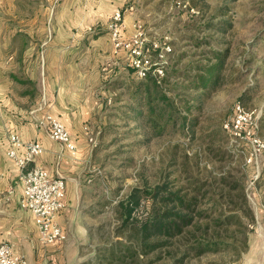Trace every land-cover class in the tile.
Masks as SVG:
<instances>
[{"label": "rangeland", "instance_id": "rangeland-1", "mask_svg": "<svg viewBox=\"0 0 264 264\" xmlns=\"http://www.w3.org/2000/svg\"><path fill=\"white\" fill-rule=\"evenodd\" d=\"M48 5L46 0H0V41L12 27L43 23L38 14ZM118 9L132 13L134 22L151 38L169 37L173 53L166 71L168 81L161 89L137 78L128 67L129 71L118 72L112 60L100 58L99 111L87 127L96 142L92 170L87 173L95 186L88 207L92 210L88 237L68 263L67 257L59 258L43 247L45 256L38 259L46 262L39 264H84L90 259L91 264H98V252L122 240L116 235L120 223L116 207L134 190L144 196V207L152 204L147 193L156 187H184V193L191 195L203 183L207 185L200 196L201 210L211 208L210 195L217 200L220 194L218 203L233 208L228 197L240 203L244 192L248 201L244 207L254 214V222L243 220L247 247L242 246L245 237L238 227L232 226L228 235L220 229L237 248L200 257L192 253L186 264H264V150L250 163L251 145L235 140L225 128L235 106L242 104L256 111L257 136L264 142V0H128ZM226 50L227 58L211 77L215 53L223 57ZM204 79L209 80L206 86ZM224 176L231 186L222 183ZM235 184L238 187L232 189ZM207 189L210 193L205 196ZM143 207L139 218L149 211ZM205 216H210L205 222L218 217L208 212ZM188 239L181 236L184 245L192 241L189 235ZM139 262L170 261L162 251L141 255Z\"/></svg>", "mask_w": 264, "mask_h": 264}, {"label": "crops", "instance_id": "crops-1", "mask_svg": "<svg viewBox=\"0 0 264 264\" xmlns=\"http://www.w3.org/2000/svg\"><path fill=\"white\" fill-rule=\"evenodd\" d=\"M46 1L49 5L38 14L43 23L12 27L0 41V243L11 244L27 264L46 262L38 259L43 247L59 258L67 257L68 263L87 239L92 212L88 207L95 194L87 173L96 147L87 127L99 111L98 62L106 56L118 72L128 70L127 53L114 54L108 32L112 14L128 0ZM135 24L132 13L125 14L123 33L133 34ZM48 115L66 126L77 146L75 155L50 137ZM7 134L43 146V154L29 168L41 166L51 177L65 178L66 206L57 220L66 241L44 245L33 215L21 208L24 187L20 170L7 156Z\"/></svg>", "mask_w": 264, "mask_h": 264}, {"label": "built area", "instance_id": "built-area-1", "mask_svg": "<svg viewBox=\"0 0 264 264\" xmlns=\"http://www.w3.org/2000/svg\"><path fill=\"white\" fill-rule=\"evenodd\" d=\"M134 6L128 8L132 12ZM192 13H196L191 8ZM125 13L116 10L109 24L114 53L124 51L128 56V68L141 80L152 79L162 85L173 53L168 36L151 38L148 31L139 23L134 25V32L125 35ZM45 124L49 126L50 137L60 143L71 155L77 152V146L66 126L54 116H46ZM235 140H245L253 148L250 163L258 159L264 150V142L257 136V114L255 110L237 104L232 119L225 125ZM90 143L96 145L93 138ZM7 156L20 170L19 181L23 184L21 208L31 212L38 229L39 238L44 245H54L67 240V236L58 223L57 217L65 208L67 194L66 180L63 176L53 178L41 166H33L36 159L44 152L37 140L24 142L17 134L7 137ZM0 264H27L23 256L16 255L13 246L7 242L0 243Z\"/></svg>", "mask_w": 264, "mask_h": 264}, {"label": "trees", "instance_id": "trees-1", "mask_svg": "<svg viewBox=\"0 0 264 264\" xmlns=\"http://www.w3.org/2000/svg\"><path fill=\"white\" fill-rule=\"evenodd\" d=\"M225 52L223 57L219 56V53H215L217 62L210 69L211 77L216 75L222 67L228 55L227 50ZM146 80H150L161 88L168 81V77L166 75L162 85L152 79ZM208 81L204 79L203 84L206 86ZM164 97L166 99V96ZM222 183L232 185L228 181L226 182L225 176L222 177ZM206 185V183L199 185L194 190L196 194L191 195L184 193V187L176 190L156 187L152 193H147L151 195L152 204L144 207L142 206L144 196L141 197L136 193L137 190H134L125 201L120 202L116 207L120 214L116 235L122 240L106 246L103 253L99 251L101 260L97 262L94 259V262L98 264H141L139 262L141 255L148 257L153 253L164 251L168 253L170 261L168 264H186L188 256L192 253L200 257L207 253H217L221 249L237 248L232 237L230 241L226 239L232 226L238 227L239 233L245 237L242 246L247 247L249 236L246 230L247 224L243 220L254 222V214L250 210H245L244 206H248L246 194L241 192L240 203L239 200L234 201L232 196L228 197L230 202L227 203L236 209L229 208L226 204H219L221 194L220 196L216 195L217 200H214L213 195H210L208 201L211 208L201 210L199 201L202 188ZM237 187L238 184H235L232 189ZM209 191V189L205 190L204 195L208 196ZM141 207L144 209L148 207L149 211L145 216L139 218L137 214ZM205 212L218 217L211 222H205L210 219V216H205ZM220 229H223L226 235H223ZM188 235L192 241L188 245H184L181 236L185 240H190ZM91 262L90 259L84 264H91Z\"/></svg>", "mask_w": 264, "mask_h": 264}]
</instances>
